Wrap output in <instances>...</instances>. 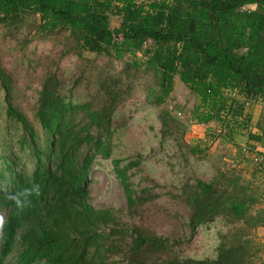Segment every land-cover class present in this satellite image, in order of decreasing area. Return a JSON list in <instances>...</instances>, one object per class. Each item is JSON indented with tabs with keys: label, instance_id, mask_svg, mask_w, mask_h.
<instances>
[{
	"label": "trees",
	"instance_id": "1",
	"mask_svg": "<svg viewBox=\"0 0 264 264\" xmlns=\"http://www.w3.org/2000/svg\"><path fill=\"white\" fill-rule=\"evenodd\" d=\"M177 79L197 101L191 123L208 127L204 149L222 132L232 143L243 135L261 161L176 184L148 174L142 153L114 158L132 137L128 101L142 93L160 108ZM258 103L264 0H0V264H258ZM159 121L161 146L173 143L183 165L204 154L186 141L184 122L161 113ZM102 160H111L126 212L91 202ZM218 220L232 229L216 257L186 255Z\"/></svg>",
	"mask_w": 264,
	"mask_h": 264
},
{
	"label": "rangeland",
	"instance_id": "2",
	"mask_svg": "<svg viewBox=\"0 0 264 264\" xmlns=\"http://www.w3.org/2000/svg\"><path fill=\"white\" fill-rule=\"evenodd\" d=\"M52 56H59L60 49L52 48L46 50ZM88 57L94 55L87 54ZM143 60L142 56H139ZM75 61L76 58H71ZM117 69H121V65H117ZM68 76L75 74L73 66L66 67ZM197 101L183 83L177 79L175 90L166 104L160 108H154L145 101V95L140 93L135 98L128 101L125 113L128 116L130 129L132 133L131 139L125 141L127 146L120 144L115 151L114 158L126 159L130 154L139 152L144 154L148 160L145 161V169L152 177L159 178L163 181L174 182L178 184L186 175L196 176L205 180L215 177L220 169L237 168L245 170L246 166L255 161V153L248 148V142L243 138L236 136L234 142H228L222 132V137L211 148L204 149L203 142L206 139L207 128L200 125L193 128L196 124L191 123V111ZM260 110L258 111L259 115ZM262 112V111H261ZM164 117L176 119L188 125L186 133V141L192 145L202 144L204 154L199 158H190L189 164L183 165L181 158L177 154V148L173 143L161 146L159 134L160 121L159 114ZM256 121L253 120V124ZM213 131L219 133L220 126L212 123ZM220 134V133H219ZM243 136V135H241ZM246 137V136H244ZM30 161V159L26 160ZM113 166L111 160L101 161L94 166L91 173L90 198L93 205L97 208H112L118 212L127 211V199L122 184L112 171ZM261 183V182H260ZM261 199L255 200L252 209L259 212L264 205V183L261 185ZM262 208V209H261ZM232 229L225 221L217 222L204 226L199 229V233L193 239L191 244L187 245L184 250L186 255L196 259L214 258L217 255V248L221 242V237ZM165 234L170 235L168 229L164 230ZM253 237L257 246V263L264 264V226L253 229Z\"/></svg>",
	"mask_w": 264,
	"mask_h": 264
},
{
	"label": "crops",
	"instance_id": "3",
	"mask_svg": "<svg viewBox=\"0 0 264 264\" xmlns=\"http://www.w3.org/2000/svg\"><path fill=\"white\" fill-rule=\"evenodd\" d=\"M264 109V104L263 103H258L256 106H255V110H254V118H253V120H255V121H257L258 119H259V116H256L257 114H258V111L260 110V112H259V115L261 114V111ZM198 126H200V125H195V126H193V128L195 129V128H197ZM199 128V127H198ZM255 130V129H254ZM238 138H243L245 141H246V139H247V141L246 142H248L249 143V140H248V138L247 137H244V136H239ZM258 151H260V152H264V149L262 148V147H258Z\"/></svg>",
	"mask_w": 264,
	"mask_h": 264
},
{
	"label": "built area",
	"instance_id": "4",
	"mask_svg": "<svg viewBox=\"0 0 264 264\" xmlns=\"http://www.w3.org/2000/svg\"><path fill=\"white\" fill-rule=\"evenodd\" d=\"M256 161H261V158H259V157H257L256 155H255V158H254Z\"/></svg>",
	"mask_w": 264,
	"mask_h": 264
}]
</instances>
